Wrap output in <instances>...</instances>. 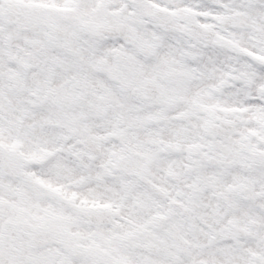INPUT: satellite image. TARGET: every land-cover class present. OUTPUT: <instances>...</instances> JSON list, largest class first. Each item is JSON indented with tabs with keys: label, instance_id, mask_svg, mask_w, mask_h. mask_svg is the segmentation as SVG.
Instances as JSON below:
<instances>
[{
	"label": "snow or ice",
	"instance_id": "snow-or-ice-1",
	"mask_svg": "<svg viewBox=\"0 0 264 264\" xmlns=\"http://www.w3.org/2000/svg\"><path fill=\"white\" fill-rule=\"evenodd\" d=\"M0 264H264V0H0Z\"/></svg>",
	"mask_w": 264,
	"mask_h": 264
}]
</instances>
